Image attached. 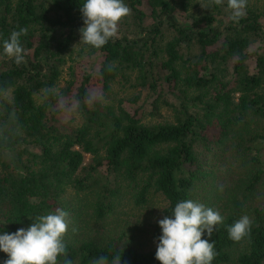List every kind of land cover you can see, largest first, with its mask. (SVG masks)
I'll list each match as a JSON object with an SVG mask.
<instances>
[{
    "label": "trees",
    "instance_id": "obj_1",
    "mask_svg": "<svg viewBox=\"0 0 264 264\" xmlns=\"http://www.w3.org/2000/svg\"><path fill=\"white\" fill-rule=\"evenodd\" d=\"M192 1L124 0L130 14L97 49L79 42L85 0H0V234L60 208L70 220L60 264L117 253L160 264L157 221L190 199L224 218L202 236L212 264H264V4L247 0L236 22L227 0L196 14ZM20 28L18 65L3 41ZM116 84L146 89L151 112L162 103L171 116L145 122L143 103L116 101ZM155 196L156 246L123 243V208ZM244 215L250 230L233 241L227 228Z\"/></svg>",
    "mask_w": 264,
    "mask_h": 264
},
{
    "label": "clouds",
    "instance_id": "obj_2",
    "mask_svg": "<svg viewBox=\"0 0 264 264\" xmlns=\"http://www.w3.org/2000/svg\"><path fill=\"white\" fill-rule=\"evenodd\" d=\"M202 8L220 5L224 0H207L200 2ZM247 0H227L231 10L230 18L238 22L245 15ZM83 27L80 31V41L94 48H101L110 38L117 35L119 22L130 14V8L124 0H85L81 9ZM27 35L26 28L12 31L3 41L4 54L14 59L16 64L25 61L24 49L20 37ZM52 94L58 96L56 90ZM96 102H103L98 96ZM67 106L61 102L58 110ZM78 105L72 106L76 111ZM224 218L212 208L193 200L178 202L171 217L164 216L157 221L161 234L158 237L155 258L160 264H212L217 255L214 241L202 239L203 235L211 237ZM69 214L60 208L54 213L40 215L26 229L18 228L14 233L0 234V251L8 258L3 264H60L58 257L66 255L64 236L69 227ZM251 219L244 215L227 228V233L233 241L244 238L251 227ZM76 231L75 228L72 229ZM63 264H72L65 260ZM92 264H109L106 256H99ZM111 264H121V254L117 253Z\"/></svg>",
    "mask_w": 264,
    "mask_h": 264
},
{
    "label": "rangeland",
    "instance_id": "obj_3",
    "mask_svg": "<svg viewBox=\"0 0 264 264\" xmlns=\"http://www.w3.org/2000/svg\"><path fill=\"white\" fill-rule=\"evenodd\" d=\"M258 5H263L264 0H252ZM200 2H206L200 0ZM206 8H202L198 0H193L191 3L190 11L194 14L200 13ZM116 101L121 100L123 105L131 106L132 108L141 106L143 103V116L145 122H154L162 121L171 116L170 110H168L162 103H157L158 109L157 112L152 113V97L145 99L147 95L146 89L140 87H130L124 86L119 87L118 84L115 85ZM156 96V95H155ZM136 98V101L133 103L131 100ZM88 156H86V160ZM163 201L155 196L151 201L142 206L141 208L130 207V204L123 208L121 218L124 220L122 224H119L117 228L124 231L125 235L122 239L126 240L123 243H131L130 245L134 246L140 250H149L156 246V242L151 236L152 232V222L158 216L159 211L163 206ZM133 236H132V235ZM117 236V235H116Z\"/></svg>",
    "mask_w": 264,
    "mask_h": 264
}]
</instances>
